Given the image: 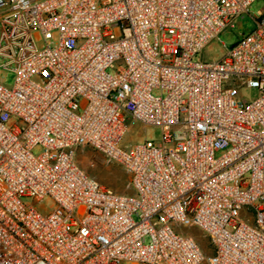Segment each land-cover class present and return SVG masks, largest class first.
I'll list each match as a JSON object with an SVG mask.
<instances>
[{"label": "built area", "instance_id": "obj_1", "mask_svg": "<svg viewBox=\"0 0 264 264\" xmlns=\"http://www.w3.org/2000/svg\"><path fill=\"white\" fill-rule=\"evenodd\" d=\"M254 1L0 0V264H264V12L195 60ZM127 120L160 139L123 144Z\"/></svg>", "mask_w": 264, "mask_h": 264}, {"label": "rangeland", "instance_id": "obj_2", "mask_svg": "<svg viewBox=\"0 0 264 264\" xmlns=\"http://www.w3.org/2000/svg\"><path fill=\"white\" fill-rule=\"evenodd\" d=\"M248 10L249 13L235 17L225 29L211 39L200 53H198L195 60L211 62L221 59L226 53V50L235 44L241 34H247L253 29L254 22L252 17L259 11L264 12V0H255ZM0 78L3 79L5 86L12 84L13 75L11 73L0 72ZM240 96L241 99L250 102L257 96V91L253 88H243ZM126 123L128 130L124 135L123 144L131 145L143 142L144 140L156 142L161 137V132L158 127L147 126L144 128L134 120H127ZM39 151L40 149L38 147L33 150L34 153H38ZM75 160L88 176L94 178L103 186L117 193L129 192L128 175L126 172L116 163L103 160L98 152L87 147L79 148L76 150ZM22 200L32 203L34 208L42 214L51 212L55 207V203L48 196L43 197L39 201H34L32 198H23ZM178 230L182 233L192 235L202 246L205 247L207 245V239L202 235L200 230L194 227H178ZM121 264L130 263L123 262Z\"/></svg>", "mask_w": 264, "mask_h": 264}]
</instances>
